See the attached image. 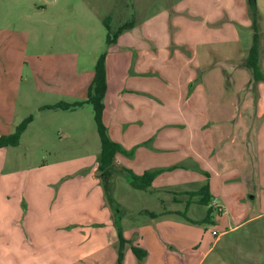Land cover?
I'll use <instances>...</instances> for the list:
<instances>
[{
	"label": "rangeland",
	"instance_id": "374dc122",
	"mask_svg": "<svg viewBox=\"0 0 264 264\" xmlns=\"http://www.w3.org/2000/svg\"><path fill=\"white\" fill-rule=\"evenodd\" d=\"M254 2L256 11L250 15L248 0H0V91L17 93L18 98L13 100L15 117L30 116L33 120L28 131L22 133L18 146L8 151L14 154L11 159L14 162L4 159L0 171L18 173L14 187L29 191L28 202L37 204L36 212L43 219L44 206L40 209L38 204H46L54 253L76 252L72 245L68 249L61 243L62 237L67 236L70 241L78 232L86 234L105 227L104 222L79 223L83 210L87 212L96 201L98 188L103 200L100 208L111 214L114 231L109 233L107 244L116 253L114 264L119 248L114 239L115 223L119 222L123 233L127 222L139 229L137 226L150 221L154 225L163 223L159 230L166 243L148 264H264V112L258 117L255 110L246 113L230 106L222 113L217 112L220 91L226 90L214 75H210L208 88L212 91V111L205 114L201 99L197 102L196 115L202 123L192 120L183 129L181 125H173L170 106L160 108L170 127L167 125L157 135L169 139L166 144L172 146L174 135L178 136L182 152L198 151L206 159L196 165L209 173L208 182L202 177L196 185L209 183L208 193L216 200L217 210L210 202L206 206L198 203L201 196L197 188L188 194L161 190L155 196L133 189L118 169L111 173L110 179L96 169L98 182L93 185L89 178L93 174H89L97 162L100 141L92 107L85 103L87 89L82 91L99 57L108 54L106 25L113 33L127 22H133V27L119 35L120 40L146 43L144 30L159 29L165 32L173 51L179 39L188 37L198 45L199 60L203 61L202 51H210L212 65L218 69L225 67L236 83L246 78L247 71L223 65L221 61L235 59L239 49H250L255 22L259 65L264 74V0ZM244 22H248L246 28L241 26ZM188 28L194 31L186 34ZM205 46L207 51L203 50ZM147 77L154 94L161 93L162 97L168 94L166 82L158 74L149 73ZM200 77L199 72L188 89L192 90ZM133 83L126 77L121 79L122 85ZM248 91L254 102L264 101V82H257L244 92ZM224 97V104L230 101L228 97L234 99L233 95ZM149 100L158 99L150 94ZM75 102L82 105L72 111L47 108ZM40 107L44 109L39 111ZM221 119L227 122L222 123ZM215 124L218 126L212 130ZM130 134V142L122 141L127 144L139 141L150 133L137 129ZM145 145L149 144L132 145L130 150L135 153ZM159 154L163 160L154 164L162 163V170L183 165L182 160L173 158L171 150ZM198 169L187 170L195 173ZM176 177L177 171L164 181L172 183ZM105 186L110 189L106 196ZM253 195L256 198L251 200ZM155 229L156 226H151L147 230L152 233ZM135 233L140 236L138 231ZM148 257L146 252L141 262L134 258L137 264H142Z\"/></svg>",
	"mask_w": 264,
	"mask_h": 264
},
{
	"label": "crops",
	"instance_id": "0c3cea01",
	"mask_svg": "<svg viewBox=\"0 0 264 264\" xmlns=\"http://www.w3.org/2000/svg\"><path fill=\"white\" fill-rule=\"evenodd\" d=\"M242 24L241 26L246 28L245 26L248 25V22ZM188 31L191 34V31L194 30L188 28L185 33L188 34ZM124 33L121 35H124ZM180 34H182V31ZM144 35L146 36V43H135L125 39L120 40L121 37H119L114 44L109 45L108 54L105 57L106 93L103 99L102 122L108 137L126 151H129L132 145L136 146L144 142L149 144L148 147L147 145L138 147L132 159L117 154L114 160V171L118 168H124L139 176L145 171L162 169V163L154 164V162L163 160L159 154L160 151L171 150L173 151V158L182 160L181 163L183 162V165L181 168L156 176L150 189L144 192L153 196H155L154 194L157 191L161 190L164 193L176 191L175 193L188 194L193 193V188H197L199 192L204 186H207L208 193L209 190L211 191L209 183L200 187L196 185L202 177L205 178L204 182H208L209 173L204 171L202 167L199 170L196 165L205 162L206 159L198 151H195L194 154L186 151L182 152L181 144L177 139L178 136L174 135L172 146L166 144L169 139L165 140L160 134L157 135L170 123L161 115L164 110L160 111V108L163 107L165 109L166 106H170L173 109L171 112L173 125H181L183 129L192 120L202 123L201 120L197 119L196 115L198 112L197 102L198 99H201L205 114L212 111V103L210 102L212 91L208 88H210V75H214L218 81L220 80L226 90L224 92L220 91V96L216 103L217 112L222 113L230 106L233 110L246 113H252L255 110L258 117L261 116L264 112V101L256 99L254 102L253 94L249 91L244 92L254 86L250 72L239 66L244 61L248 49H239L236 53L238 57L231 61L229 59L221 61L224 62L223 65H231L234 69L247 71L248 75H245L246 78L240 83H236L235 78L230 77L229 73L224 69L225 67L222 66V69H218L212 65L210 54L208 53L210 51H207L206 46L203 50L207 52L202 51L201 59L203 61H201L197 58L198 45L190 42L188 37L179 39L180 41L175 44L172 51L169 48L170 45L163 30L147 28L144 30ZM131 69L132 71L130 72ZM214 71L216 72L214 73ZM199 72L201 73L200 82L193 86L192 90L188 89L189 84L196 80ZM149 73L158 74V77L166 82L165 86H167L168 94L165 97L160 96L161 93L154 94L155 91L149 88L150 80L147 77ZM92 75H90L82 91L87 89ZM124 77L133 80L134 83L132 85H122L121 79ZM138 84L146 85L143 88H139L137 87ZM156 85L158 86V83ZM79 94L80 91L77 95ZM150 94L155 95L158 100L156 102L150 101ZM230 95H233L234 99L228 97ZM224 96L230 99L227 104L223 102ZM16 98H18V94L15 92L0 91V137L12 134L15 128L24 120L17 115L15 117L13 100ZM169 98L172 100L171 103ZM42 109L44 107H40L39 111H42ZM221 120L222 123L227 122L226 119ZM32 121L28 124L23 134L28 131ZM217 126L215 124L212 130L216 129ZM5 127H7L6 130ZM137 129L147 131L150 134L147 138L139 141L133 140L131 143H125L131 141L132 135L130 132ZM16 147L0 149V168L4 165V159H13L14 154L8 151H13ZM13 162L12 160L10 161V163ZM186 163L191 167L185 165ZM97 166L96 162L93 171L89 174H93L89 176L93 185L98 182L94 175ZM186 168L198 169L202 173H193ZM176 171L178 177L173 179L172 183L164 181L165 178L173 175ZM16 175L18 176V173L0 171V264H114L116 253L107 244L109 233L114 231L110 220L111 214L104 208H100L103 205V200L101 191L98 188H96L98 193L96 201L87 212L83 210L79 223L101 224L104 222L106 224L105 227L92 229L86 234L82 233L83 231L81 233L78 232L76 237L70 241L67 236L62 237L61 243H64L68 249L72 245L76 252L61 250L59 253H54L52 250L54 242L51 234L52 224L47 220L46 204H38L40 209L44 206L45 217L43 219L38 217L36 212L37 204L28 202L29 191L14 187ZM28 186L30 185L28 184ZM255 198L256 195H253L250 199L254 200ZM211 200L215 199L210 197ZM85 218H87V221H85ZM151 220L153 222L154 219ZM151 226H156V229L149 233L147 229H150ZM163 226V223L154 225L150 221L145 226H137L139 229H135L136 226L126 223L125 231L122 233L123 238L148 253V261L142 264H148L153 254L163 251L166 241L159 230V227ZM136 231L140 233V236L136 235ZM114 239L119 244L116 236H114ZM125 248L123 264H137L129 244H126Z\"/></svg>",
	"mask_w": 264,
	"mask_h": 264
},
{
	"label": "trees",
	"instance_id": "16d2710c",
	"mask_svg": "<svg viewBox=\"0 0 264 264\" xmlns=\"http://www.w3.org/2000/svg\"><path fill=\"white\" fill-rule=\"evenodd\" d=\"M248 6H249L250 15L254 14V12L256 11V4L254 0H248ZM131 27H133V22H127L122 24L121 26H118L117 30H115L112 33L108 25H106V30L108 32L106 37L107 47H109V45L111 44H114L117 38L119 37V35H121L125 30L130 29ZM253 28H254V34L252 37V45L248 50L244 61L239 66L247 69L250 72L251 77L253 79V83L255 84L260 81L264 82V74L262 73L259 65L260 52L258 49V35L256 33L255 22H253ZM104 61H105V53L99 57V59L97 60L94 66L92 79L87 87V99L85 103L91 105L92 107L93 120L100 141V153L97 158V164H98L97 170L99 174L102 175L106 174L110 179L111 173L114 172V168H115V163H114L115 156L119 154L127 158H131L134 153V149L130 151H126L119 144L111 141L110 138L108 137L106 128L103 125L102 122V113L104 110L103 99L106 93V71H105ZM81 105H82L81 102H75L72 104L58 103L53 106H48L47 108L54 110H62V111H72L80 107ZM31 120L32 117L30 116L25 118L15 128L12 134L1 136L0 149L6 147H16L19 143L22 133L26 130ZM175 168L176 167H171L166 170L157 169V170L145 171L143 172V174L139 176L134 175L131 171L126 170L124 168H118V170H120L121 173L126 176V180L133 189L140 191H147L148 189H150L152 181L156 176L161 174L163 171H171ZM207 190H208L207 186H204L202 190H200L201 197L199 199V204L201 205L206 206L208 205L209 202H211ZM109 191H110L109 187L105 186L104 187L105 196L107 195V193H109ZM115 226L117 229V238L119 241L116 264H122L123 249L125 248L126 244H129L130 250L132 251L134 257L138 262H141L143 259H145L146 252L143 249L137 246H133L130 242H127L123 238L119 222H116Z\"/></svg>",
	"mask_w": 264,
	"mask_h": 264
},
{
	"label": "built area",
	"instance_id": "2783aa9c",
	"mask_svg": "<svg viewBox=\"0 0 264 264\" xmlns=\"http://www.w3.org/2000/svg\"><path fill=\"white\" fill-rule=\"evenodd\" d=\"M210 206H211L212 208H214V209L219 210V206H218L216 200H211V202H210Z\"/></svg>",
	"mask_w": 264,
	"mask_h": 264
}]
</instances>
